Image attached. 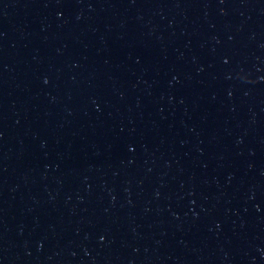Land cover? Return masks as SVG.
I'll return each mask as SVG.
<instances>
[{"label": "water", "instance_id": "water-1", "mask_svg": "<svg viewBox=\"0 0 264 264\" xmlns=\"http://www.w3.org/2000/svg\"><path fill=\"white\" fill-rule=\"evenodd\" d=\"M0 264H264V0H0Z\"/></svg>", "mask_w": 264, "mask_h": 264}]
</instances>
